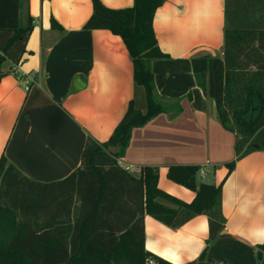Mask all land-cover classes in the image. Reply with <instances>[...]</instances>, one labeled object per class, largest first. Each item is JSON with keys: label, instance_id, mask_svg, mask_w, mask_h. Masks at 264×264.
Instances as JSON below:
<instances>
[{"label": "crops", "instance_id": "1", "mask_svg": "<svg viewBox=\"0 0 264 264\" xmlns=\"http://www.w3.org/2000/svg\"><path fill=\"white\" fill-rule=\"evenodd\" d=\"M108 7L133 0H101ZM33 28L17 63L3 64L0 78V156L24 176L40 182L66 177L80 165L88 135L105 141L133 95L132 62L121 37L108 29L83 27L91 0H20L19 17ZM54 18L62 30L51 27ZM153 30L166 57L154 59L155 88L165 110L134 127L121 166L137 175L158 167L157 186L190 202L194 192L167 177L170 165L199 166L197 182H222L223 229L208 242V219L197 214L172 228L145 214V248L173 263L203 260L258 264L264 251V150L235 160V134L219 120L215 102L197 85L191 57L223 48L224 0H164ZM19 74L35 78L28 90ZM85 81L72 91L75 77Z\"/></svg>", "mask_w": 264, "mask_h": 264}, {"label": "trees", "instance_id": "2", "mask_svg": "<svg viewBox=\"0 0 264 264\" xmlns=\"http://www.w3.org/2000/svg\"><path fill=\"white\" fill-rule=\"evenodd\" d=\"M163 2L133 0L112 8L91 0L83 27L121 37L132 62V98L105 141L86 137L80 165L62 179L31 180L0 156V264H177L145 248V214L172 228L205 214L208 242L223 229L222 182L198 183V165L168 167L169 179L194 192L185 202L157 186V166L143 165L135 175L118 162L132 129L165 110L151 68L152 60L167 56L152 25ZM19 7L20 0H0V78L9 72L5 62L20 60L33 28L28 12L19 17ZM51 27L62 30L53 17ZM191 67L222 126L235 134L228 174L236 159L256 149L254 139L264 150V0H224L222 56L194 55Z\"/></svg>", "mask_w": 264, "mask_h": 264}, {"label": "water", "instance_id": "3", "mask_svg": "<svg viewBox=\"0 0 264 264\" xmlns=\"http://www.w3.org/2000/svg\"><path fill=\"white\" fill-rule=\"evenodd\" d=\"M84 81H85V77L81 74H78L75 77L74 81L72 82L71 90L75 91V90L79 89ZM251 144L254 148H256V149L259 148V143L256 139H254ZM261 257H262V251H258L257 252V258L260 259Z\"/></svg>", "mask_w": 264, "mask_h": 264}, {"label": "built area", "instance_id": "4", "mask_svg": "<svg viewBox=\"0 0 264 264\" xmlns=\"http://www.w3.org/2000/svg\"><path fill=\"white\" fill-rule=\"evenodd\" d=\"M14 72L17 73L19 77V82L22 84L24 90H28L33 82H35V78L32 74H19V72L14 69ZM128 170V166L124 167Z\"/></svg>", "mask_w": 264, "mask_h": 264}, {"label": "rangeland", "instance_id": "5", "mask_svg": "<svg viewBox=\"0 0 264 264\" xmlns=\"http://www.w3.org/2000/svg\"><path fill=\"white\" fill-rule=\"evenodd\" d=\"M220 56H222V54Z\"/></svg>", "mask_w": 264, "mask_h": 264}]
</instances>
